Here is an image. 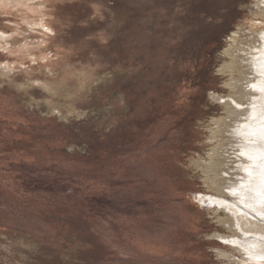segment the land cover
Returning a JSON list of instances; mask_svg holds the SVG:
<instances>
[{"label":"rangeland","instance_id":"374dc122","mask_svg":"<svg viewBox=\"0 0 264 264\" xmlns=\"http://www.w3.org/2000/svg\"><path fill=\"white\" fill-rule=\"evenodd\" d=\"M22 1L0 0V264H225L199 193L255 0H33L57 31L28 37Z\"/></svg>","mask_w":264,"mask_h":264},{"label":"bare ground","instance_id":"6f19581e","mask_svg":"<svg viewBox=\"0 0 264 264\" xmlns=\"http://www.w3.org/2000/svg\"><path fill=\"white\" fill-rule=\"evenodd\" d=\"M22 2L20 4H23L25 10L19 12L22 13L25 23L27 22L24 29L25 37L33 31L46 35H53L52 32L57 31L55 26L57 18L55 21L49 20L48 15L53 11L50 8L46 9L48 5L44 7V2L38 6L33 5L31 4L33 0ZM252 8L254 12L252 17L257 16V19L252 22L253 24H249L248 29L243 30L241 27L237 30L239 35L248 36V40L241 39L237 44L231 42L229 46L232 50L231 59L224 65L225 69L233 73L232 79L226 83L233 87V91L227 96L212 95L215 97L214 100L219 101L226 109L227 116L215 120L218 127H215L213 136L219 139L216 147L211 149L209 160L203 168L206 175L205 183L210 191L199 193L204 207L213 208L221 213L215 219L227 233L217 232L212 234V238L231 245L230 248L216 250L218 258L226 256L225 264H264V0H255ZM56 13L53 12V15L56 16ZM101 36L106 37V32H102ZM13 39L16 40V37ZM54 44L57 55L69 58L72 49L67 44L71 43L66 44L64 38L59 35ZM26 49L30 54L35 51H46L41 47ZM10 68L11 65L5 69ZM73 73L74 70L69 67L63 73V78H69ZM81 83L72 90L79 92L86 90L85 87L83 91L81 90L83 87ZM228 253L232 256L230 257Z\"/></svg>","mask_w":264,"mask_h":264},{"label":"snow or ice","instance_id":"6c2138e0","mask_svg":"<svg viewBox=\"0 0 264 264\" xmlns=\"http://www.w3.org/2000/svg\"><path fill=\"white\" fill-rule=\"evenodd\" d=\"M237 107H239V105H237Z\"/></svg>","mask_w":264,"mask_h":264}]
</instances>
